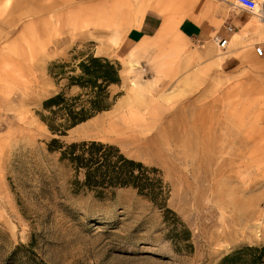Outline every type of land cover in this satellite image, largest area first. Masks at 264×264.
<instances>
[{"label": "rangeland", "instance_id": "obj_1", "mask_svg": "<svg viewBox=\"0 0 264 264\" xmlns=\"http://www.w3.org/2000/svg\"><path fill=\"white\" fill-rule=\"evenodd\" d=\"M166 1L173 7L190 0ZM158 3L122 0L117 26H100L112 32L100 44L121 66V85L111 88L119 97L109 114L65 137L53 136L40 119L44 102L67 91L51 92L47 82L62 72L73 76L96 46L75 43L64 51L69 34L57 13L53 26L36 15L0 29V264H222L247 246H264V61L248 46L220 63L216 53L203 55L212 44L184 43L171 27L147 50L127 45L139 11ZM69 27L72 40L77 26ZM132 57L138 68L127 71ZM130 94L124 114L114 115ZM107 116L115 126L124 123L120 136L111 133L110 118L97 123ZM134 135L150 137L158 158L133 151L125 138ZM55 138L113 144L160 169L172 190L168 206L191 230L193 250L175 245L163 213L131 188L105 199L75 193L73 170L49 151Z\"/></svg>", "mask_w": 264, "mask_h": 264}, {"label": "trees", "instance_id": "obj_2", "mask_svg": "<svg viewBox=\"0 0 264 264\" xmlns=\"http://www.w3.org/2000/svg\"><path fill=\"white\" fill-rule=\"evenodd\" d=\"M61 68L64 71L66 67ZM71 72L73 76L66 77L67 73L62 72L59 77L67 78V91H79L75 95L63 91L49 98L40 113L41 121L53 136L65 137L79 125L110 111L119 97L113 98L111 92L113 86L122 82L118 63L92 54ZM49 151L58 153L60 161L73 170L75 193L86 191L105 199L119 189L131 188L163 213L165 223L172 227V242L182 245V250H193L191 230L168 206L172 190L160 169L130 159L118 146L97 140L66 144L55 138ZM222 264H264V246H247L227 256Z\"/></svg>", "mask_w": 264, "mask_h": 264}, {"label": "crops", "instance_id": "obj_3", "mask_svg": "<svg viewBox=\"0 0 264 264\" xmlns=\"http://www.w3.org/2000/svg\"><path fill=\"white\" fill-rule=\"evenodd\" d=\"M121 1L0 0V29L5 28L4 26H20L22 16L36 15H45L47 26H53V23H50L49 20L50 17L52 18L57 13L61 15V26H65V30L69 34L67 38L66 36L61 38H66L61 45L65 46L67 44L64 51L67 52L72 44L91 42L96 46L94 50L96 56L109 59L110 57L108 55L102 53L103 50L100 40L103 37L111 38L112 32H107V30L100 26H117V8ZM226 1L190 0L185 6L180 3V5L174 4L173 7H170L169 2L165 0V5L168 10L165 13L162 11V0H159L158 8L150 7L148 9L146 17L140 27L129 28L126 43L132 47L134 45L139 46L146 40L151 41L155 39L163 26H169V28H174L175 36L183 40L184 43L196 42L202 45H214L213 39L215 37L227 40L228 45L223 52L228 51L234 36L241 34L245 36V39L242 40L245 46H254L255 53V48L264 46V25L249 27L248 24L253 18V14L250 15L233 3H227ZM260 1L257 0L258 3ZM261 10H264V4H262ZM182 17L183 20L177 27L176 22ZM32 26H37V24H33ZM69 26H77L75 38H72V40L69 38ZM86 26H89V28ZM239 50L236 47L230 50L228 52L230 57L226 61H220L216 57L220 63H227L231 58V54ZM60 55L63 56V52L58 54V56ZM251 57L252 55H250ZM254 58L264 61V55L259 57L255 53ZM47 86L49 91L57 93L60 88L68 86V80L63 77H58V80L49 79ZM75 89L73 88L72 90Z\"/></svg>", "mask_w": 264, "mask_h": 264}, {"label": "bare ground", "instance_id": "obj_4", "mask_svg": "<svg viewBox=\"0 0 264 264\" xmlns=\"http://www.w3.org/2000/svg\"><path fill=\"white\" fill-rule=\"evenodd\" d=\"M262 4H264V0H261L259 2V8H258L257 11L262 9ZM147 11H148L147 8L141 9L139 11L138 15L136 16L135 20H134V24L132 26H129V28L131 29V28H134V27L135 28L136 27H140L142 21L146 17ZM260 14H261V16L263 18L258 17L257 15L253 14V18L250 20V22L248 24L249 27L250 26L254 27V26L264 25V14H262V12H260ZM182 20H183V17L176 22L177 27H178V24H180ZM169 31H170L169 26H163V28L157 34L155 39H153V40H156L155 43L150 44L153 40H151V41H147L146 40L145 42H143L142 44L139 45V48L141 49V51H143V50H147L148 48H150L154 44L158 45L161 40H164V39H166L169 36V33H168ZM243 39H245L244 35L236 34L234 36V38L232 39L231 46H230V48L228 49L227 52H223V50H221V51L217 50L216 49L217 46L214 44V45L210 46L211 50L207 49V51L203 52V55L205 57H209V56H212V55H214L216 53L215 56H217L220 59V61H226L230 57V54L228 53L230 50L234 49L235 47H236L237 50L243 49V48L246 47L245 44L242 41ZM126 65L127 66H126L125 69L127 71H136V68H138V63L134 61V57H132V61H129V63L126 64ZM131 86L134 88V91H136V90L140 91V87L134 81H132ZM132 98H133V96L131 95V96H128L127 99L123 100L116 107V109L114 111L115 112L114 115H116V114H124L125 110L130 105V103H131L130 99H132ZM110 112H111V110L103 112V113L99 114L97 117L89 120L86 123H83V124L79 125L78 127L83 126L85 124H88L89 122L95 120L96 118H98L102 114H109ZM108 118H110V121H111V130H112L111 133L114 134L115 136H120L119 132H117V131H121L122 130V128L124 127V125H123L124 123L121 122V123H118L117 126H115L116 122H114L112 116L103 117V119L101 121H98L97 123H104ZM125 142H127L129 144V146L132 148L133 151L139 153L141 156L146 157V158H148L150 160H154V159L158 158V156H159V150L157 149V147L155 146L153 140L150 137H142V136H139V135H134V136L125 138Z\"/></svg>", "mask_w": 264, "mask_h": 264}, {"label": "built area", "instance_id": "obj_5", "mask_svg": "<svg viewBox=\"0 0 264 264\" xmlns=\"http://www.w3.org/2000/svg\"><path fill=\"white\" fill-rule=\"evenodd\" d=\"M234 5L243 9L244 11L250 13V14H256L258 17H261L260 12L264 14V10H258L259 8V3L257 0H234ZM213 43L220 49V50H225L228 45L227 40H223L219 37H215L213 39ZM255 53L257 56L262 57L264 55V46L257 47L255 48Z\"/></svg>", "mask_w": 264, "mask_h": 264}]
</instances>
